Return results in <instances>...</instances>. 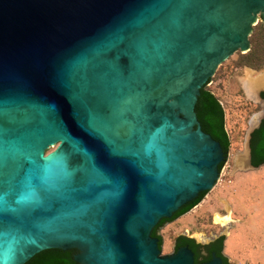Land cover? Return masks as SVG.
Masks as SVG:
<instances>
[{"label":"water","instance_id":"water-1","mask_svg":"<svg viewBox=\"0 0 264 264\" xmlns=\"http://www.w3.org/2000/svg\"><path fill=\"white\" fill-rule=\"evenodd\" d=\"M259 15L264 0H0V264L51 248L79 264H196L152 232L220 178L229 154L196 105L251 50Z\"/></svg>","mask_w":264,"mask_h":264},{"label":"rangeland","instance_id":"rangeland-1","mask_svg":"<svg viewBox=\"0 0 264 264\" xmlns=\"http://www.w3.org/2000/svg\"><path fill=\"white\" fill-rule=\"evenodd\" d=\"M264 22L260 21L257 25ZM256 25V26H257ZM253 33V32H252ZM251 39V36H250ZM252 49V43H251ZM249 52V51H248ZM246 52V53H248ZM243 52L233 54L221 64L208 85L221 100L225 109L226 128L231 146L220 178L205 198L188 213L167 223L160 233L164 238L163 253L174 252L175 237L188 230V236L205 232L206 236L223 232L221 223H214L215 213L227 215V204L231 207V224L227 241L232 247L225 253L232 264H264V166L248 172L234 170L233 159L237 151L244 152L247 134L257 119L258 107L252 102L243 83L250 76L264 72L242 63ZM246 91V92H245ZM255 120V121H253ZM232 249V250H230ZM234 249V250H233ZM234 253H233V252Z\"/></svg>","mask_w":264,"mask_h":264},{"label":"trees","instance_id":"trees-1","mask_svg":"<svg viewBox=\"0 0 264 264\" xmlns=\"http://www.w3.org/2000/svg\"><path fill=\"white\" fill-rule=\"evenodd\" d=\"M252 49L245 54H242V63L249 65L257 70L264 66V23L254 26L251 35ZM196 112L201 122L202 128L207 133H210L215 139L221 142L226 154L229 153L231 146V139L226 128V115L223 103L219 97L208 87H204L198 98L196 105ZM252 154L253 164L259 166L264 163V120L261 125L253 132L252 141ZM223 162L220 169L224 166ZM208 192H202L201 195L193 202L183 206L171 218H163L160 223L153 229L152 235L160 238L161 248L163 247L164 238L159 234L161 228L165 223L173 221L182 215L188 213L196 205H198ZM178 245L180 246L189 244L196 252V264H201L204 260H209L211 256L205 257L201 254L200 248L203 247L196 238L179 235L177 238ZM225 236L221 238L220 251L224 248ZM78 253L77 249L63 250L60 248H51L37 253L25 264H79L75 260V254ZM203 258V259H202ZM226 264H230L229 257H224Z\"/></svg>","mask_w":264,"mask_h":264},{"label":"flooded vegetation","instance_id":"flooded-vegetation-1","mask_svg":"<svg viewBox=\"0 0 264 264\" xmlns=\"http://www.w3.org/2000/svg\"><path fill=\"white\" fill-rule=\"evenodd\" d=\"M260 21H262V22H264V20L262 19V15H259V18H258V21L256 22V24L254 25V26H256ZM238 52H240V51H238ZM237 53V52H236ZM223 64V63H222ZM219 68V67H218ZM218 70V69H217ZM253 72L254 71H252V76L254 77L255 76V74L256 73H254L253 74ZM211 82H212V78H210L209 79V81L203 86V88L206 86V87H208V85H210L211 84ZM251 82V81H250ZM250 82L248 81L247 82V79L244 81V83H243V87L245 88V90L247 91V93L249 92V95L253 98L252 99V102L253 103H255V105L258 107V109L256 110V112H258V114H257V119H256V121L255 120H253V121H255L254 123V130H253V132L261 125V123H262V121L264 120V87H262L261 89H259V91H258V93H256V94H253V92H250L249 91V88H250V86H251V84H250ZM202 88V89H203ZM202 89H201V91H202ZM245 91V92H246ZM253 132L251 133V138H250V147H251V160L249 161V159H248V162L247 163H245V164H243V165H240V164H238V159H237V155L234 157V159H233V164H234V167L236 168V170L237 171H241V172H248V170H250L253 166H255L254 164H253V154H252V146H251V141H252V136H253ZM229 154V153H228ZM228 154H227V156H228ZM229 157V156H228ZM228 159V158H227ZM225 164V163H224ZM262 166H264V163L263 164H261V165H259V166H255V167H262ZM223 168V167H222ZM221 171H222V169H220ZM254 170H259V169H254ZM205 192V191H204ZM208 193H209V191H207ZM202 193V192H201ZM201 193L199 194V196L201 195ZM207 193V194H208ZM206 194V195H207ZM205 195V196H206ZM198 196V197H199ZM197 197V198H198ZM196 198V199H197ZM205 198V197H204ZM203 198V199H204ZM196 199H194L193 201H195ZM202 199V200H203ZM193 201H191V202H193ZM191 202H189V203H191ZM202 202V201H201ZM188 203V204H189ZM188 204H186V205H188ZM159 234L160 235H162L160 232H159ZM219 234V233H218ZM183 235V234H182ZM223 236H225V242H224V248H223V250H219L218 248L220 247V241H221V238L223 237ZM179 237V236H178ZM177 237V238H178ZM209 237H211V236H209ZM177 238H176V240H175V250H174V252L177 250V245H178V241H177ZM226 241H227V237H226V235H225V233L224 232H220V235L217 237V238H214V239H208L206 242H199V243H201L202 245H203V247H201L200 248V252H201V254L203 255V256H205V257H208V256H211V258L209 259V260H204L201 264H203V263H205V262H208V261H210L212 258H213V256L214 255H217V256H219V257H222L223 258V261H224V263L226 264V262H225V259H224V257H227L228 255L225 253V245H226ZM184 246H189L193 251H194V253H195V263H196V257H197V252L189 245V244H185ZM180 247H182V246H180ZM229 257V256H228ZM203 259V258H202ZM229 262H230V260H229ZM230 264H232L231 262H230Z\"/></svg>","mask_w":264,"mask_h":264},{"label":"bare ground","instance_id":"bare-ground-1","mask_svg":"<svg viewBox=\"0 0 264 264\" xmlns=\"http://www.w3.org/2000/svg\"><path fill=\"white\" fill-rule=\"evenodd\" d=\"M264 78V72H261L257 77H249L248 79H247V82L249 81H251L250 82V84H251V86H250V88H249V91L250 92H253L254 91V89H255V87L257 86V84H258V82L261 80V79H263ZM232 243L234 244V242H230V247H232L233 245H232ZM230 250H232V249H230ZM234 250V249H233ZM233 252V251H232Z\"/></svg>","mask_w":264,"mask_h":264},{"label":"crops","instance_id":"crops-1","mask_svg":"<svg viewBox=\"0 0 264 264\" xmlns=\"http://www.w3.org/2000/svg\"><path fill=\"white\" fill-rule=\"evenodd\" d=\"M227 249L229 250V247H230V242H229V239H228V241H227ZM234 253V252H233Z\"/></svg>","mask_w":264,"mask_h":264},{"label":"snow or ice","instance_id":"snow-or-ice-1","mask_svg":"<svg viewBox=\"0 0 264 264\" xmlns=\"http://www.w3.org/2000/svg\"><path fill=\"white\" fill-rule=\"evenodd\" d=\"M3 209H0V211H2Z\"/></svg>","mask_w":264,"mask_h":264}]
</instances>
